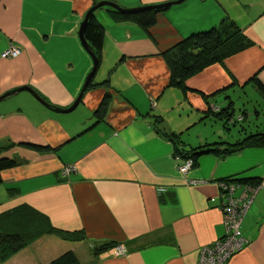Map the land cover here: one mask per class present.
<instances>
[{
  "label": "crops",
  "instance_id": "1",
  "mask_svg": "<svg viewBox=\"0 0 264 264\" xmlns=\"http://www.w3.org/2000/svg\"><path fill=\"white\" fill-rule=\"evenodd\" d=\"M98 1L0 0V55L10 46L21 50L0 56V95L30 86L51 105L70 106L93 66L79 26ZM109 1L130 8L170 0ZM96 16L105 33L93 79L108 78L109 86L84 92L78 105L89 118L54 112L27 91L0 100V158L19 161L0 171V214L18 210L20 221L22 210H35L60 230L82 229L85 238L43 233L0 264H48L68 250L81 264H195L201 247L225 235L219 183L229 178L259 185L240 224L247 243L225 264H264V146L203 154L182 173L186 159L156 127L179 134L185 149L264 131V92L252 79L264 87V0H184L147 31L102 9ZM225 16L251 44L188 77L185 89L168 85L161 52ZM105 93L106 116L94 123ZM228 106L227 118L214 114ZM7 221L13 227V217ZM105 242L124 253H95Z\"/></svg>",
  "mask_w": 264,
  "mask_h": 264
},
{
  "label": "trees",
  "instance_id": "2",
  "mask_svg": "<svg viewBox=\"0 0 264 264\" xmlns=\"http://www.w3.org/2000/svg\"><path fill=\"white\" fill-rule=\"evenodd\" d=\"M104 7L106 8L107 14L113 21L133 22L145 31L155 24L157 15L168 8H148L135 13H123L111 7ZM104 7L99 9H103ZM96 11L97 10H95L87 18L83 29V36L93 50L99 65L105 27L98 20ZM250 44L251 42L243 35L237 24L227 16L223 17L218 24L213 25L206 30L191 33L161 52L170 72L168 85L185 89L184 83L188 77L196 74L209 65L222 63L226 57L243 50ZM252 79L264 92L262 84H260L255 77ZM99 84L109 86L108 78L101 83L95 82L92 78L88 87ZM108 101L109 94L105 93L99 105L94 110L96 118L94 123H97L106 116ZM229 108L231 109V107L228 106L219 112L214 111V114L216 116L223 115L224 118H227L229 115ZM159 121V118L156 117V122ZM91 127H89L88 130ZM156 127L158 132H161L163 136L173 142L175 146V154L177 156H183L185 159H191L193 166L196 165L198 158L203 154L227 156L229 154L236 153L244 147L264 146V131H254L247 133L242 138L232 142L218 139L212 142H205L204 144H200L198 146H190L188 149H185V144L181 141L179 134L166 132L160 129L158 125H156ZM88 130L86 129L85 131ZM25 145L37 150L44 149L43 146H38L36 144ZM17 165H19V161L16 159L0 158V171L11 169ZM233 179L237 180L236 178ZM233 179L229 178L223 181L233 182ZM234 182L235 184L248 185L250 187H256L259 185V182H254L253 180H241L239 182ZM18 212V210H13L11 212L0 214V262L11 257L43 233H54L69 241H81L85 238V233L82 229L75 231L60 230L51 225L45 215L40 214L35 210H30L27 214L22 210L20 215H25L21 217L20 221H17L16 214L18 215ZM9 217H13V227H10L7 223ZM115 246L116 245L112 242H105L94 247L93 250L95 253H99ZM48 264L81 263L79 262L76 254L73 251L68 250L50 261Z\"/></svg>",
  "mask_w": 264,
  "mask_h": 264
},
{
  "label": "built area",
  "instance_id": "3",
  "mask_svg": "<svg viewBox=\"0 0 264 264\" xmlns=\"http://www.w3.org/2000/svg\"><path fill=\"white\" fill-rule=\"evenodd\" d=\"M20 48L10 46L1 53V57H16L20 54ZM193 166L191 159H186L179 171L184 173ZM70 167H65L64 172L69 173ZM223 203L220 209L223 214V223L225 225V235L217 239L212 245L200 248L198 259L195 264H225V262L236 252H238L246 243L242 236L240 224L243 216L252 201L256 187L248 185H239L235 182L221 181L219 183ZM240 190L235 195L236 190ZM163 190V189H161ZM112 251L116 255L124 253L122 246H115Z\"/></svg>",
  "mask_w": 264,
  "mask_h": 264
},
{
  "label": "water",
  "instance_id": "4",
  "mask_svg": "<svg viewBox=\"0 0 264 264\" xmlns=\"http://www.w3.org/2000/svg\"><path fill=\"white\" fill-rule=\"evenodd\" d=\"M184 0H170V1H165V2H161V3H156V4H145V5H141V6H137V7H130V8H125V7H120L118 4L109 1V0H100L98 2H95L86 12L83 21L81 22L80 26H79V30H78V35H79V39L82 43V45L86 48V50L90 53L92 59H93V66L91 71L88 73L84 84L81 88L80 93L78 94V96L76 97V99L74 100V102L68 106L67 108H61L58 106H54L51 105L50 103H48L44 98H42L34 89H32L30 86H20L17 88H14L12 90H9L5 93H3L2 95H0V100H2L3 98L12 95L16 92L19 91H27L29 92L36 100H38L41 104H43L45 107L51 109L54 112H58V113H68L73 111L78 104L81 102L82 100V96L84 94V92L86 91V89L88 88L89 82L91 81V79L93 78L97 67H98V61L97 58L94 55L93 50L91 49L89 43L86 41V39L83 36V29L85 26V23L87 21V18L90 16V14H92L95 10H98L101 7L107 6V7H111L114 8L116 10H119L123 13H135L144 9H148V8H165V7H169L171 5L174 4H179L181 2H183Z\"/></svg>",
  "mask_w": 264,
  "mask_h": 264
},
{
  "label": "rangeland",
  "instance_id": "5",
  "mask_svg": "<svg viewBox=\"0 0 264 264\" xmlns=\"http://www.w3.org/2000/svg\"><path fill=\"white\" fill-rule=\"evenodd\" d=\"M103 11H105L106 12V8L104 7L103 9H102ZM79 106V107H78ZM73 111H71V112H68V113H66V114H68L69 116H74V117H76V119H81V118H83V120H81V121H84L86 118H89L90 116H91V113H90V111H88V110H86L85 108H83L82 107V105H78ZM221 122V121H220ZM216 122H214V121H210V130H211V128L213 127V129L215 128V124ZM227 123V122H226ZM219 124V123H218ZM90 124H88V126H89ZM241 129V128H240ZM225 133H229V130H225ZM215 135H217L216 133H215ZM232 141H234V140H232ZM231 141V142H232ZM231 179H233V178H231ZM233 182L234 181H237V180H232ZM233 256V255H232ZM231 256V257H232ZM230 257V258H231ZM229 258V259H230Z\"/></svg>",
  "mask_w": 264,
  "mask_h": 264
},
{
  "label": "flooded vegetation",
  "instance_id": "6",
  "mask_svg": "<svg viewBox=\"0 0 264 264\" xmlns=\"http://www.w3.org/2000/svg\"><path fill=\"white\" fill-rule=\"evenodd\" d=\"M161 3V2H160Z\"/></svg>",
  "mask_w": 264,
  "mask_h": 264
}]
</instances>
